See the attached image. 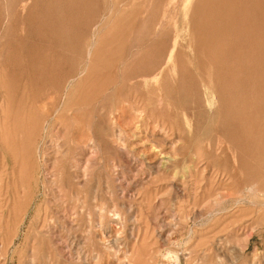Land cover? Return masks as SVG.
Wrapping results in <instances>:
<instances>
[{
  "label": "rangeland",
  "instance_id": "rangeland-1",
  "mask_svg": "<svg viewBox=\"0 0 264 264\" xmlns=\"http://www.w3.org/2000/svg\"><path fill=\"white\" fill-rule=\"evenodd\" d=\"M263 9L0 0V264H264Z\"/></svg>",
  "mask_w": 264,
  "mask_h": 264
},
{
  "label": "bare ground",
  "instance_id": "bare-ground-1",
  "mask_svg": "<svg viewBox=\"0 0 264 264\" xmlns=\"http://www.w3.org/2000/svg\"><path fill=\"white\" fill-rule=\"evenodd\" d=\"M261 1V0H260ZM257 4V3H256ZM259 5V4H258ZM257 7V6H256ZM250 9V8H249ZM259 10V9H258ZM264 10V9H263ZM252 11V10H251ZM259 12H260V10H259ZM256 14V13H255ZM261 14H262V12H261ZM257 15V14H256ZM260 15V14H259ZM257 17V16H256ZM255 17V18H256ZM259 17V16H258ZM261 17V16H260ZM257 20H258V18H256ZM256 20V21H257ZM256 21H255V23H256ZM260 21V20H259ZM263 21V20H262ZM252 22V21H251ZM250 22V23H251ZM254 22V21H253ZM261 22V21H260ZM259 22V23H260ZM254 23V24H255ZM249 24V23H248ZM248 24H247V26H248ZM262 24H264V23H262ZM253 25V24H252ZM251 25V26H252ZM263 26V25H262ZM251 28H253V26L251 27ZM250 28V29H251ZM262 29H264V27H262ZM247 32L248 31H246V32H244V33H246L247 34ZM244 33H241V32H239V31H237V33H236V35H237V37H238V39H236V40H238V42H241L240 41V38H241V36L244 34ZM249 33V32H248ZM248 41V42H247ZM244 42H247V43H249L250 42V38L249 39H246V40H244ZM94 56L95 55H93L92 57H91V60H95V58H94ZM219 57V56H218ZM222 57H223V55H220V60H222ZM89 60H90V58H89ZM83 71V70H82ZM81 71V72H82ZM91 71V70H90ZM89 72V71H88ZM79 73V75H80V72H77V74ZM91 74H90V72H89V76H90ZM84 77V76H83ZM87 77V76H86ZM85 80V79H84ZM74 85H75V83L72 85L73 87H74ZM96 87H94V89H95ZM70 92V91H69ZM68 95H69V93H68ZM52 95H50L49 96V98L45 101V106H47L48 107V105H49V108L50 109H55L56 107H57V104H58V99H57V97H51ZM60 106V105H59ZM60 108V107H59ZM57 111V110H56ZM242 113V112H241ZM138 129V128H137ZM258 130V129H257ZM232 163H233V165H234V167H235V170L237 171V173H238V171L240 172H242V184H241V186H238V190L237 191H239V192H241V196L239 197V199L241 200V203L242 204H245V198H247V199H250V200H252V201H254L253 200V198H252V194L255 192V191H259V192H261V193H263L264 194V176L263 177H261L262 176V174H257L256 172H254L253 170H251V168L247 165V164H245L240 158H238V159H235V160H232ZM240 175H241V173H240ZM257 181H256V180ZM255 181H256V186H254L253 187V184L251 185V183H255ZM240 184V183H239ZM247 189V195L246 196H243L244 194L243 193H245V190ZM249 191V192H248ZM263 197V196H262ZM244 199V200H243ZM238 202V201H237ZM256 203H258L259 205H262V204H264V201H263V199H259L258 201H255ZM200 215V214H199ZM261 216H264V215H261ZM261 216H259L258 217V220L259 221H263L264 220V218H261Z\"/></svg>",
  "mask_w": 264,
  "mask_h": 264
}]
</instances>
